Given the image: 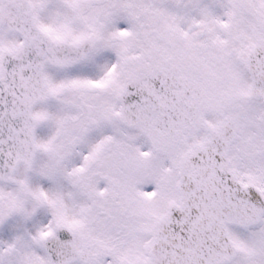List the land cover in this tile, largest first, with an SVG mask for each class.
I'll return each instance as SVG.
<instances>
[{"label": "snow or ice", "instance_id": "obj_1", "mask_svg": "<svg viewBox=\"0 0 264 264\" xmlns=\"http://www.w3.org/2000/svg\"><path fill=\"white\" fill-rule=\"evenodd\" d=\"M0 264H264V0H0Z\"/></svg>", "mask_w": 264, "mask_h": 264}]
</instances>
